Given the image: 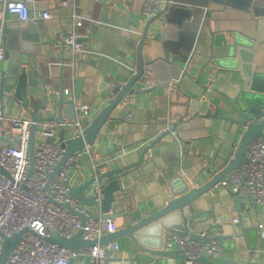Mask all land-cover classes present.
I'll list each match as a JSON object with an SVG mask.
<instances>
[{"label":"crops","instance_id":"1","mask_svg":"<svg viewBox=\"0 0 264 264\" xmlns=\"http://www.w3.org/2000/svg\"><path fill=\"white\" fill-rule=\"evenodd\" d=\"M26 1L32 18L43 11H49L53 18L22 24L7 13L6 3L0 0V32L5 28L16 31L34 27L32 34L40 35L42 40L35 44L33 60L40 74L39 84L48 90L50 115L55 116L58 111L62 84L64 92L75 93L65 95L66 100L75 102L79 80L82 94L76 102L88 105L94 119L119 101L95 138L96 161L108 158L112 151L114 162L110 169H123L134 166L145 154L141 166L120 180L121 190L116 193V203L109 214L114 216L118 231L138 212L147 217L164 209L186 185L190 190L206 186L235 158L243 130L229 121L236 117L226 102L243 85V63L237 59L238 70L217 66L215 61L226 55V49L214 47L213 34H225L229 43L231 33L252 39L254 54H244V60L251 62L256 72L264 73V2L250 12L210 4L203 20L183 24L172 17L171 23L145 20V0ZM160 1L164 12L171 0ZM179 1V7L188 4L186 0ZM64 2L68 5L64 6ZM62 31L80 36L83 53L74 56L70 51H58L57 36ZM157 60L166 61L160 68L172 67V77L180 79L165 75L162 79L169 78L171 84L158 86L157 74L144 71L137 81L133 80L140 71V61L145 68ZM248 63L244 64L245 70L251 68ZM43 97L44 92L37 99ZM216 113L217 117L211 116ZM4 115L7 119H30L27 109L10 100L5 101ZM82 123L87 130L93 122L83 119ZM4 126L3 132H7L8 123L4 122ZM174 128V132H168ZM78 129L72 126L64 130L67 146L77 140ZM56 136L61 143V129ZM8 141L13 143L15 136H8ZM89 177L83 164L76 166L71 172L72 188ZM240 199L245 206L237 212L231 193L216 186L189 207V228L194 234L203 233L213 224L214 220L208 218L213 213L223 235L235 237L223 243V257L240 264H264V213L258 212L246 195ZM101 206L102 202L100 214ZM84 207L93 211L92 207ZM235 219L241 221L247 236L236 237L241 229L233 224ZM170 232L164 231L162 250ZM153 241L146 238V247L151 248ZM115 242L120 247L116 261L154 264L155 259L140 251L129 238ZM174 263L181 264V260L174 258ZM72 264L93 263L82 257Z\"/></svg>","mask_w":264,"mask_h":264},{"label":"water","instance_id":"2","mask_svg":"<svg viewBox=\"0 0 264 264\" xmlns=\"http://www.w3.org/2000/svg\"><path fill=\"white\" fill-rule=\"evenodd\" d=\"M187 5L179 7L177 4L181 3L179 0H171L166 7V11H162L161 14L151 21L161 19L166 23L173 22L170 20L172 17L178 22H193L197 23L200 19L203 20L207 16L208 7L210 4L221 5L225 7H234L241 9L245 12H250L252 9L263 4L264 0H186ZM168 11V13H167ZM178 26V25H177ZM181 29V27H180ZM38 30V28H37ZM35 33V28L30 30L19 29L16 31H10L5 28L4 32H0V50L3 51L2 59L0 60V102L2 104V112L4 114L5 101L10 100L15 103H20L24 109H27L29 117L33 122L30 133V156L34 159V146L36 144V133L38 122H52L58 125H65L67 122H73L77 118V112L75 110L74 103L66 100L64 92V84L61 85V90L58 97L57 113L55 116L50 115L48 109L49 96L46 85L41 86L39 84L40 74L37 71V65L33 57H35V44L41 43V37ZM232 43L228 42L225 34L214 33V47H221L226 49V55L215 61V64L223 69L238 70L239 61H241L242 69L241 75L243 77V85L237 95L229 100L227 98L226 106L231 109L236 119H229L232 123L236 124L243 134L235 154V158L221 173L216 175L214 179L206 186L200 189L190 190V187L186 185L176 198L171 200L161 211L142 217L138 212L133 215L131 221L126 227L113 235L106 236L96 242H88L84 240L83 231H79L73 239H66L60 235L57 231H52L51 237L45 239L49 244L57 245L61 248H66L72 251H78L89 249L94 246H107L123 237L129 238L134 245L143 252L150 254L154 259V264H175L174 258H179L181 264H184L186 257L182 251L165 252L162 250V237L165 230H172L174 228H182L185 233H189V225L187 220L190 217L189 207L198 199L207 194L211 189L220 185V183L232 172L241 169L244 163L247 162V152L251 144L257 139H264V73L256 72L254 65L244 60V54H254L255 42L240 35L239 33H231ZM143 44V43H142ZM141 44V46H142ZM140 46V47H141ZM238 59V60H237ZM33 60V62H31ZM237 60V61H236ZM166 63V61H164ZM162 60H157L154 63L144 68L142 61H140V71L137 73L134 81H137L143 72H154L159 77L158 86L169 85L170 79H162L165 75L172 77V67L168 66L165 70L160 68L164 64ZM237 62V66H236ZM250 64L251 68L245 70L244 64ZM186 74V73H185ZM184 74V75H185ZM181 77V76H180ZM179 80V77H172ZM63 80H61L62 82ZM134 81L129 85L128 90L132 87ZM174 85V83H172ZM76 100L81 97L82 82L76 81ZM127 90V91H128ZM126 91V93H127ZM44 92L42 99H37V96ZM124 93V95L126 94ZM119 101L111 104L110 107L105 109L97 118L94 119L91 126L85 131L84 138L82 140H76L72 142L70 146H67L64 142V129H61V143L62 147L66 149L64 161H62L53 174L48 176L49 182L53 181L54 177L59 173L66 160L76 152L81 151L86 145H93L97 134L100 132L102 126L108 120L109 114L112 109L118 104ZM36 105V106H35ZM33 111H30L32 110ZM212 114V113H211ZM211 116H218L214 114ZM168 131L169 133L174 132ZM17 141V138H15ZM48 142H53L49 140ZM111 154L108 158H111ZM145 154L140 158V161L134 166L127 168L110 169L111 163H104L103 161L96 162V169L91 165H85L90 177L85 179L84 183L77 188L72 189L71 196L75 201L80 202L84 206L93 208V216L98 219L102 214L106 218H113L109 215L113 209L114 203H116V193L121 190L120 180L125 176L124 174L133 168H139L140 162L143 161ZM107 159V158H106ZM104 182V183H103ZM98 183L99 189L102 193L103 200L101 206V214L99 213L98 190L95 188ZM90 193V195H85ZM234 198V205L236 211L240 212V208H244L245 204L239 195L231 194ZM213 219V224L209 227L212 230L218 226L216 219L213 217V213L208 214V218ZM192 218V217H190ZM197 218V217H196ZM86 223V218L82 217V226ZM240 233L236 237L247 236L246 232L242 228L240 223ZM29 230H24L22 233L14 235L11 238L5 239L1 243L0 250V264H6L10 255L18 248L20 242L23 239L25 233ZM153 238L151 248L146 247V238ZM192 238L199 241L203 246L208 244L210 239H201L198 235L193 234ZM235 237H217L216 241L220 243L223 249V243L232 241ZM148 240V239H147ZM199 262L202 264H240L234 259H228L223 257V253L219 252L215 260L204 253ZM106 264H131L127 261L108 260ZM252 264V263H248Z\"/></svg>","mask_w":264,"mask_h":264},{"label":"built area","instance_id":"3","mask_svg":"<svg viewBox=\"0 0 264 264\" xmlns=\"http://www.w3.org/2000/svg\"><path fill=\"white\" fill-rule=\"evenodd\" d=\"M1 1L6 3L7 13L17 17L22 24L53 18L49 11L40 12L32 18L26 0ZM66 5L68 4L64 2V6ZM161 12L162 1L145 0V20L151 21ZM56 47L60 53L70 51L74 56L84 51L80 36L74 32H60ZM64 94L74 96L75 93L66 91ZM73 103L77 112L75 121L65 125L52 122L36 123L38 128L34 159H31L29 147L33 122L31 119H7L0 102V245L5 239L29 230L6 264H72L82 257L88 258L93 264H106L108 260H115V255L120 249L119 245L113 242L107 246L97 245L78 252L45 241L51 237L52 231L59 232L66 239H73L82 230L84 240L88 242H96L118 232L113 218L101 215L95 219L93 211L90 212L71 196L73 168L80 164L91 165L94 169L97 167L94 144L86 145L81 151L71 155L53 181L49 182L48 176L62 164L66 154L62 143L57 141L58 128H79L76 139L82 140L86 131L83 119H87L89 123L94 120L88 105H79L76 100ZM4 122L9 125L7 132H3ZM8 136H15L17 141L6 142ZM38 137L42 140H38ZM49 140L53 142H48ZM111 162L112 158L104 160V163ZM220 186L239 197L246 195L254 208L264 213V139H257L251 144L247 152V162L241 169L228 175ZM95 188L99 193L97 202L100 205L103 196L98 183ZM82 217L86 218L84 226ZM240 222L239 219L233 220L235 226H239ZM193 234L190 228L188 234L183 228L172 229L166 237L163 251H182L186 257L184 264H202L199 259L204 253L215 260L217 254L222 252L220 243L216 241L217 237L224 236L221 226L195 234L201 239L211 240L205 246L193 239Z\"/></svg>","mask_w":264,"mask_h":264}]
</instances>
